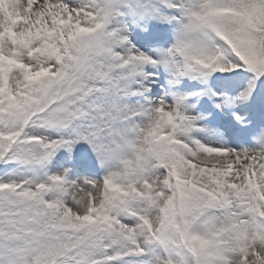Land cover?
<instances>
[{"label":"snow or ice","instance_id":"6c2138e0","mask_svg":"<svg viewBox=\"0 0 264 264\" xmlns=\"http://www.w3.org/2000/svg\"><path fill=\"white\" fill-rule=\"evenodd\" d=\"M0 264H264V0H0Z\"/></svg>","mask_w":264,"mask_h":264}]
</instances>
